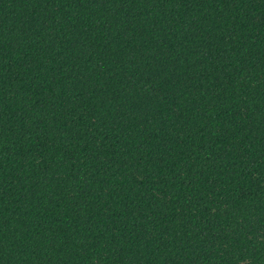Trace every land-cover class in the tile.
<instances>
[{
	"label": "trees",
	"instance_id": "trees-1",
	"mask_svg": "<svg viewBox=\"0 0 264 264\" xmlns=\"http://www.w3.org/2000/svg\"><path fill=\"white\" fill-rule=\"evenodd\" d=\"M0 264H264V0H0Z\"/></svg>",
	"mask_w": 264,
	"mask_h": 264
}]
</instances>
